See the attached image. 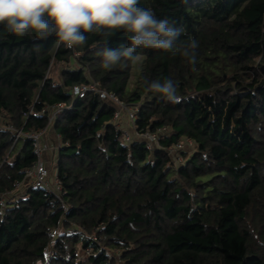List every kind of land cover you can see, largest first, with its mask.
<instances>
[{
	"label": "trees",
	"instance_id": "1",
	"mask_svg": "<svg viewBox=\"0 0 264 264\" xmlns=\"http://www.w3.org/2000/svg\"><path fill=\"white\" fill-rule=\"evenodd\" d=\"M139 6L199 42L195 71L179 56L138 49L130 88L133 62L105 70L97 55L126 45L124 30L85 33L69 49L55 34L17 36L0 25V115L13 129L0 128V264H264V0ZM164 78L176 83L178 103L143 84ZM90 81L137 108L130 141L114 106L92 92L71 95ZM57 104L50 124L42 111ZM49 127L61 193L15 191L37 160L16 133ZM143 133L158 134L157 144L149 149ZM187 140L173 163L168 151Z\"/></svg>",
	"mask_w": 264,
	"mask_h": 264
},
{
	"label": "clouds",
	"instance_id": "2",
	"mask_svg": "<svg viewBox=\"0 0 264 264\" xmlns=\"http://www.w3.org/2000/svg\"><path fill=\"white\" fill-rule=\"evenodd\" d=\"M139 5L140 0H0V25L17 36L30 29L39 39L55 34L69 49L84 44L85 33L108 35L109 30L121 29L129 34V42L97 53L103 69L127 67L137 60L138 49H154L181 57L195 71L199 42L181 40V28ZM143 84L167 102L175 104L181 99L171 78L144 79Z\"/></svg>",
	"mask_w": 264,
	"mask_h": 264
},
{
	"label": "built area",
	"instance_id": "3",
	"mask_svg": "<svg viewBox=\"0 0 264 264\" xmlns=\"http://www.w3.org/2000/svg\"><path fill=\"white\" fill-rule=\"evenodd\" d=\"M87 92L95 93L99 99L108 102L112 106L115 107V114L113 116V121L117 122L120 119L121 112H124L126 116H128V120L130 121V124L133 125L136 120V112L137 108L135 106H125L124 104L120 103L117 99V97L111 93L107 92L103 89H100L99 85L94 83L93 81H90L87 85H82L79 87H73L71 89V95L74 97L83 98L84 95ZM62 110V106L57 104L55 106H52L51 108H45L43 109L42 113H49V123L53 121L56 114H59ZM47 129H44L42 131H38L31 134H22V137H27L30 139L33 143V153L36 155L37 160L35 163L25 170L24 172V178L21 182L15 183V191H19L22 189L24 184H29L35 188H41L48 192L53 193L54 195H58L61 193L59 182L55 176L54 182L49 183L48 180V171L46 168L45 163L42 161V149L40 145V141L42 139V136L44 133H46ZM139 139H142L147 143V147L150 149L152 145H156L158 142V134H150V133H143V134H137L136 135ZM124 139L126 142L131 140V137L127 132L124 134ZM192 142L187 140L184 143L178 145L174 149H171L168 151L169 156L172 157L173 163H180L181 160L176 156V153L179 150H183L187 147H192ZM56 235V230L51 232V237H54Z\"/></svg>",
	"mask_w": 264,
	"mask_h": 264
},
{
	"label": "rangeland",
	"instance_id": "4",
	"mask_svg": "<svg viewBox=\"0 0 264 264\" xmlns=\"http://www.w3.org/2000/svg\"><path fill=\"white\" fill-rule=\"evenodd\" d=\"M142 62H143L142 58H139L138 60L133 62L132 71H131V78H130V83H129L130 88H133L135 86V83L138 81L140 71H141V67H142ZM64 67H65L64 64H60L58 66L53 65L51 67V72L49 74L50 77H52L55 81H58L60 71ZM118 126L122 129H124L128 134L132 135L133 130L130 126L128 116H126V114L124 112H121V114H120ZM5 127L7 128V130H13L9 125L6 126L5 117L0 115V128L5 129ZM22 134H23L22 132H18V133H16V137H22ZM58 144H59L58 138L53 133V130L49 127L47 129L46 133H44V135L42 136V139L40 141V145H41V148H43L42 154H41V157H43L42 161L47 163L45 165H46V168L48 171V180H49L50 184L54 182V179L56 176L55 170H54L55 169L54 163H55V159H56L55 158L56 152H54L53 150L55 147L58 146ZM79 256L80 257L86 256V253L79 250Z\"/></svg>",
	"mask_w": 264,
	"mask_h": 264
},
{
	"label": "crops",
	"instance_id": "5",
	"mask_svg": "<svg viewBox=\"0 0 264 264\" xmlns=\"http://www.w3.org/2000/svg\"><path fill=\"white\" fill-rule=\"evenodd\" d=\"M51 146V145H50ZM48 153V152H47ZM47 156V155H46ZM45 164H47L46 162H45Z\"/></svg>",
	"mask_w": 264,
	"mask_h": 264
}]
</instances>
